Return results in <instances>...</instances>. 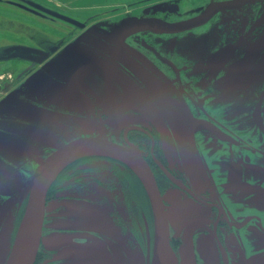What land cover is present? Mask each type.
Returning <instances> with one entry per match:
<instances>
[{"label": "flooded vegetation", "instance_id": "1", "mask_svg": "<svg viewBox=\"0 0 264 264\" xmlns=\"http://www.w3.org/2000/svg\"><path fill=\"white\" fill-rule=\"evenodd\" d=\"M112 5L111 0H89L83 15H74L50 0H0L3 32H9L10 24L16 21L25 24L27 17L55 26L62 24L69 29L61 31L63 34L74 32L61 40L36 42L43 48L51 45L57 49L34 64L28 74L19 75L21 79L18 74L13 77L10 91L14 94L0 98V135L10 133L12 128L25 137V148H14V154L21 156L19 167L26 172H32L58 147L81 136L102 137L135 148L149 166L160 192L168 240L177 264H264V0H244L190 29H143L123 38H118V33L112 37V33L129 15L120 17ZM160 8L170 13L169 8ZM50 11L79 20L84 26L80 28ZM192 16L168 20L147 14L134 18L175 22ZM212 19L209 27H204ZM99 33L111 34V38ZM63 51H72L75 60L86 63L88 70L92 64L108 74L117 85L111 88L115 90L113 95L97 94L64 70L65 64L50 65ZM16 61L32 62L23 58L1 61L0 79L7 78ZM33 78L39 83L34 87L29 86ZM7 85L8 80L0 81V88ZM48 92L58 97L48 96ZM107 114L116 115L118 136L84 133L50 148L52 134H59V126H70L72 133L79 122L75 118L83 117L89 123L87 129L93 130L111 122ZM10 147L4 138L0 139L1 151ZM97 156L118 164L109 171L118 176L115 180L119 187L116 182L101 181L102 187L116 190L124 184L131 208L137 206L134 193L141 192L147 201L149 220H145L141 231L130 233L144 262L150 264L154 259L155 223L146 188L126 162ZM80 160L71 162L56 176L46 194L45 211L52 196L60 200L61 190L80 186L77 182L67 183L69 179L87 176L89 168L79 167ZM124 192L121 198L117 195L112 200L116 208L111 217L116 226L120 218L118 203L125 202ZM25 201H19L17 193L13 207L21 209ZM44 224L45 212L42 232ZM8 232L10 244L12 230ZM42 232L34 264H71L77 252L84 254L85 260L101 264L99 258L107 251V235L118 247V230L57 234L45 242L47 249L43 247ZM63 245L75 252L67 255L60 251Z\"/></svg>", "mask_w": 264, "mask_h": 264}, {"label": "rangeland", "instance_id": "2", "mask_svg": "<svg viewBox=\"0 0 264 264\" xmlns=\"http://www.w3.org/2000/svg\"><path fill=\"white\" fill-rule=\"evenodd\" d=\"M111 1L113 2L112 9H118V15H120V17L122 18L128 15L129 18L127 19L134 18V16L136 15L158 14L162 15L168 20H174L186 16H192L215 0H136L135 2L134 0ZM88 2L89 0H50L51 4L62 7L66 11L72 12L74 15H83L82 12L84 10H87L84 9V7L88 4ZM160 7L166 9L169 8L170 13H164ZM127 10H131L132 13H126ZM214 19L210 20L209 23L204 27H209ZM15 24L20 23L16 21ZM25 24L29 27L32 26L36 28L37 26L41 28V33H43L42 38L34 39V41H41V43L43 44L55 39L61 40L74 34L73 31V33L68 32L63 34L62 32L64 30V32H67V30L69 29H66V26H63L62 24H60L59 26H55L52 23L47 24V22H45L44 20H35L30 17H27ZM147 35L148 34H143L144 37H147ZM18 40L28 43L30 42L26 38L15 34L11 30L10 32H0V44ZM33 67L34 65H30L27 62H12L10 68L11 73L7 75V78L5 77L4 79H0V81L5 79L9 81V85L5 86V88L3 89L0 88V98L3 97L1 100L7 99L10 93L14 94L15 91H10V86H12L13 82H15L13 80V77H15L17 74L18 76L26 75L33 69ZM22 76H19V79H21ZM14 79L16 80V78ZM32 80L29 82L31 83L30 85L28 82L26 85H32L34 87L39 84L34 82V78ZM48 94V96H52L54 98L58 97L57 94L52 95V93L50 94V92H48ZM62 99L66 102V95L62 96ZM0 110L2 111L3 109L0 108ZM106 117L107 120L111 122L107 124V126L101 128H98V126L97 128L92 127L93 130L87 129L89 123L83 117L75 118V120L79 122L75 123V127L72 133L70 131L72 130L70 126H59V134H52L54 135V139L52 144L49 145L51 146L50 148H54L56 145H58V142L61 143L67 138L77 137L84 133L101 134L102 136L106 137L118 136L115 130V127H118V123L115 121L116 115L107 114ZM0 123L2 122L0 121ZM78 123H80V125ZM15 128L18 129L19 127ZM23 129L25 128H22V130ZM10 130V133H8L10 135H8L7 133L0 135V139L4 138L6 143L11 146L10 148L5 149V151H1L2 149L0 150V264H4L5 260L8 258L11 252L19 227L17 221L20 223L26 208L28 199L27 182L36 169L35 168L32 172H26L19 167L18 161L20 160L21 156L14 154V151H16L14 150V148L23 150L27 141H25V137L23 135H17V131H15L14 129L11 128ZM5 152L11 154L10 160L7 159L10 156H8L7 154L5 155ZM91 155L93 154L75 158L68 163L70 164L71 162L81 159V162L77 165L79 167L89 168V170L87 171L88 174L87 176L85 175V178L84 176H80L76 179L74 178L75 180L71 178L67 182H77L80 184V186L76 185L74 188L67 187L66 189L61 190L58 194L60 200L52 198L53 196L48 200L45 211V224L42 232V239L44 240L43 247L46 248L45 242L51 239L53 236L57 234H67L73 230L81 232L105 230L110 231L111 233H114L116 230H118V247H116L114 243L108 239L109 235H107V238H104V246L106 247L107 251L106 253H103L102 256L104 257L99 258L101 264H111V261L113 262L112 264H146V262H144L143 260V255L140 248L136 245V243H134V237L131 233L133 232V234H136L137 231H141V229H143L144 227L143 225L145 223V220H149V206L147 204V201L145 200L141 192H138V195L137 193H134L138 201L137 206L135 205L136 208H131L128 206L129 203L125 196V193L127 192L125 191L126 187H124V184L120 186L121 188L116 190L109 187H102L100 185L101 181H112V183L116 182L117 188L119 187L118 180H115V177H117L118 179V176H115L114 172L110 173L109 171V167L112 166L113 168H117L118 164L114 161L112 162L110 160L106 161L104 159H101L99 158L101 156H97L95 154L94 156L96 157H85ZM68 164L66 166H68ZM66 166H64L60 170V172ZM121 189L122 191H120ZM122 192H124L125 202L118 203V215L120 216V218H118V226H116L113 217H111V214L114 213V208H116L112 200L117 195L121 198L122 195L120 194ZM17 193L19 195V201H22V199L26 198V201L24 203L25 205L23 204L21 209H19V207H13L14 199L16 198ZM18 209L19 214L17 216ZM14 218L16 219V221ZM6 219L7 222L5 221ZM13 223L15 224V227L17 225L16 230L14 229L15 227H13ZM9 230H12V240H10V244L8 243L7 239ZM60 248V251L65 252L67 255L75 252L68 245L60 246ZM116 248H118V252H116ZM109 252L112 254V256ZM77 254L78 256H75L73 258L76 260L72 259L73 261L71 262V264L95 263H91L85 260L84 254H80L79 252H77ZM152 263L153 259L150 264Z\"/></svg>", "mask_w": 264, "mask_h": 264}, {"label": "water", "instance_id": "3", "mask_svg": "<svg viewBox=\"0 0 264 264\" xmlns=\"http://www.w3.org/2000/svg\"><path fill=\"white\" fill-rule=\"evenodd\" d=\"M244 0H221L210 3L202 12L184 20L175 22H164L156 17H138L123 21L113 31L118 33V38L143 30L155 29L163 32H177L190 29L205 23L214 13L225 8L242 4ZM50 13L60 16L55 12ZM67 21L78 25L80 28L84 23L74 18L63 17ZM3 28H0L2 33ZM10 30L15 34L26 38L30 42L19 43L20 41L0 44V62L8 58H23L31 60L30 65L38 64L45 60L50 53L57 49V46L48 45L46 48L38 46L34 39L42 38L41 28L29 27L26 24H10ZM9 30V32H10ZM106 38H111V34H101ZM72 51H63L53 58L50 65H62L64 70L72 72L74 76L93 88L97 94L112 96L117 86L113 79L102 70L91 64L88 70L86 63L75 60ZM76 58H79L76 56ZM85 62V60H84ZM80 63V64H79ZM85 67V68H84ZM87 67V68H86ZM107 155L126 162L139 176L149 195L154 214L155 223V247L152 264H177L173 256L168 240V222L160 192L158 190L154 176L135 148H125L111 140L97 136L77 137L46 156L36 167L32 176L27 182L28 199L25 212L19 223L15 240L8 258L4 264H34L37 250L40 243L42 223L45 212V202L47 191L56 178L60 170L70 161L84 155ZM26 222L22 238L17 242L18 235L23 223Z\"/></svg>", "mask_w": 264, "mask_h": 264}, {"label": "bare ground", "instance_id": "4", "mask_svg": "<svg viewBox=\"0 0 264 264\" xmlns=\"http://www.w3.org/2000/svg\"><path fill=\"white\" fill-rule=\"evenodd\" d=\"M23 224H24V225L22 226L21 231H20V233H19V235H18L17 242H18V241L22 238V236H23V233H24V230H25V226H26V222H24Z\"/></svg>", "mask_w": 264, "mask_h": 264}]
</instances>
